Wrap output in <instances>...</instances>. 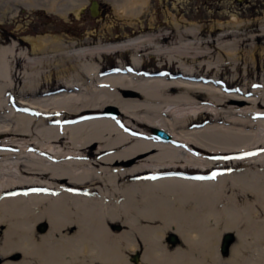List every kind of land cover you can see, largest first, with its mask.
<instances>
[{
	"label": "bare ground",
	"instance_id": "1",
	"mask_svg": "<svg viewBox=\"0 0 264 264\" xmlns=\"http://www.w3.org/2000/svg\"><path fill=\"white\" fill-rule=\"evenodd\" d=\"M14 1L67 19L92 3ZM150 1L112 3L135 21ZM169 15L173 31L125 42L0 44V264H264V88L233 93L230 64L205 61L237 58L219 43L233 35L203 40ZM127 51L129 67L96 63ZM146 56L158 69L144 73Z\"/></svg>",
	"mask_w": 264,
	"mask_h": 264
},
{
	"label": "rangeland",
	"instance_id": "2",
	"mask_svg": "<svg viewBox=\"0 0 264 264\" xmlns=\"http://www.w3.org/2000/svg\"><path fill=\"white\" fill-rule=\"evenodd\" d=\"M97 1L100 2L103 12L101 18L92 17L90 10L86 9L81 18L72 14L67 19L44 9H28L14 0H0V8L8 9L5 14L0 10V44L5 45L11 39L21 43L23 39L45 35L63 36L65 41L78 42L84 47H95L100 42L101 44L125 42L160 30L173 31L169 24V13H173L179 19L183 17L186 19L187 28L201 26L204 30L203 40L217 39L225 34L233 35L220 40L219 43L228 48L238 47L237 58L232 59L216 52L205 60L210 64H230L229 73L225 75L224 72L221 76V80L227 77L229 80L238 79V82L230 84V91L238 93L237 89L256 79L257 88H264V0H151L149 7L141 14V18L135 21L121 19L115 13L112 2L116 0ZM234 19L239 20L240 23L236 24ZM219 24H223V27ZM185 26H182V29H185ZM28 47L31 48L30 45ZM212 50L215 51L214 48ZM252 50L256 53L254 61L247 60V54ZM130 58L131 51L118 54L106 53L103 59L98 58L96 63L103 65L108 71H114L117 70L119 62L129 67ZM159 64L160 61L146 56L144 73L158 69ZM231 64H238L240 70L236 71ZM246 70H249L250 75ZM56 73L54 69V79ZM16 81L20 84L22 78L18 76ZM2 115L0 112V117ZM148 134L155 135L151 129H148ZM0 141H3L1 136ZM39 231H42L41 227ZM171 236V234L167 236V243L174 246ZM177 239L179 241V237ZM233 242L234 239L228 251Z\"/></svg>",
	"mask_w": 264,
	"mask_h": 264
},
{
	"label": "water",
	"instance_id": "3",
	"mask_svg": "<svg viewBox=\"0 0 264 264\" xmlns=\"http://www.w3.org/2000/svg\"><path fill=\"white\" fill-rule=\"evenodd\" d=\"M99 6L100 5H99L98 1H96V0H93L92 1L91 6L89 8L92 17L97 18L100 15V13H99ZM109 111H110V114H112L114 116L119 115V111L117 109L113 108V107L109 108ZM154 134L155 135H158L159 138L161 140H164L165 142L171 141L170 135L166 134L163 131L155 130L154 131ZM41 230L42 231H45L46 230V226L45 225H42L41 226ZM233 239H234V237L231 234H226L224 236V238H223V244H222V250H223L224 253L228 252V248L230 246V243L233 241ZM171 242L177 243L178 242L177 237L176 236H172L171 237ZM134 261L135 262L138 261V256H136V258H135Z\"/></svg>",
	"mask_w": 264,
	"mask_h": 264
}]
</instances>
